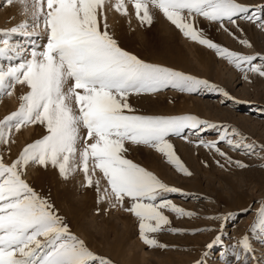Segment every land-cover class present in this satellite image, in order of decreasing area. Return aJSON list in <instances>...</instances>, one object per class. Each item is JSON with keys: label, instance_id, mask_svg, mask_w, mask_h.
<instances>
[{"label": "snow or ice", "instance_id": "1", "mask_svg": "<svg viewBox=\"0 0 264 264\" xmlns=\"http://www.w3.org/2000/svg\"><path fill=\"white\" fill-rule=\"evenodd\" d=\"M130 2L140 25L151 26L159 13L184 38L212 51L242 80L264 79V50L232 49L209 33L214 26L215 31L253 48L245 25L264 33V2ZM4 4L17 7L24 18L0 28V97L11 96L17 85L22 90L18 106L0 118V264H117L75 231L51 195L28 179L34 169L54 170L63 182L94 190L97 215L119 209L136 218L138 235L148 247H176L158 239L157 234L165 230L192 235L212 232L191 264H210L216 246L217 264H264L252 244V235L264 240V198L256 201L249 229L226 244L224 229L235 218L234 211L209 215L214 223L208 226H173L169 213L178 218L199 213L175 203L168 194L187 198L195 194L129 158L135 150L148 149L176 173L191 177L193 171L178 153L176 141L180 140L207 150L221 169H245L248 165L220 144L259 154L257 149L264 152V143L249 141L238 127L192 112H150L140 105L156 102L167 91L219 94L221 104L249 101L237 100L217 82L123 45L109 14H120L131 26L126 0H4ZM14 36L25 37L27 46L13 42ZM259 111L264 113V107ZM33 125L42 132L11 155L15 133ZM210 129L217 130L215 139L202 135ZM201 164L210 166L207 158Z\"/></svg>", "mask_w": 264, "mask_h": 264}, {"label": "rangeland", "instance_id": "2", "mask_svg": "<svg viewBox=\"0 0 264 264\" xmlns=\"http://www.w3.org/2000/svg\"><path fill=\"white\" fill-rule=\"evenodd\" d=\"M115 0H113V3ZM129 11L132 14L131 26L126 18L118 13L109 14V23L115 28L123 45L138 52L142 56L170 65L182 67L201 77L208 78L228 88L233 96L240 101L249 103L233 104L225 101L221 104V97L214 93H201L199 95H184L174 91L162 93L154 103L146 101L140 106L150 112L182 113L192 112L202 118L213 121H225L238 127L257 144L264 143V113L259 109L264 107V79L256 78L254 82H247L240 78L223 60L216 58L212 51L184 38L178 30L170 24L161 14L157 13L151 26L140 25L135 17L130 0ZM247 3L258 4L264 0H245ZM0 28L11 27L22 20L15 6L4 4L0 0ZM248 29V36L252 39L253 48L240 45L223 32L215 31L214 26L209 28L210 35L232 49L242 50L247 53L264 50V33ZM2 39V37H0ZM27 46V39L14 36L13 42ZM6 63V61H2ZM19 85L13 90L11 96L0 97V118L14 110L19 103L21 94ZM176 97L169 102V99ZM42 129L37 126H28L15 133L16 143L12 145L11 155L26 142L36 138ZM202 135L207 139H215L217 130H207ZM178 153L190 166L193 176L187 177L176 173L158 155L148 149L135 150L129 158L142 163L157 172L165 181L181 187L185 192L194 193L193 198L180 194H168L175 203L186 209L199 213L198 217L178 218L170 214L172 225L177 227H203L214 222L207 217L218 210H232L236 213L224 229L223 240L230 244L234 237H238L249 229L254 220L256 201L264 198V152L250 154L243 150H233L225 143L220 147L229 152L236 159L244 161L248 167L221 169L212 159V155L203 148L197 149L183 141H176ZM8 153H6V156ZM207 158L209 167L205 168L201 160ZM28 179L50 194L61 212L67 216L71 226L81 235L89 238L97 252L106 254L114 259L117 264H191L199 255L201 246L208 242L214 235L212 232H203L198 235L175 234L167 230L157 234L158 239L166 244L176 247L159 248L146 246L138 235L136 218L122 210H110L108 214L97 215L96 194L92 189H82L75 182H63L54 170L47 172L31 170ZM252 212L245 213L240 209L249 207ZM252 235V244L256 256L264 261V240ZM219 246L210 255V264H217L216 255ZM231 260V257H229Z\"/></svg>", "mask_w": 264, "mask_h": 264}]
</instances>
